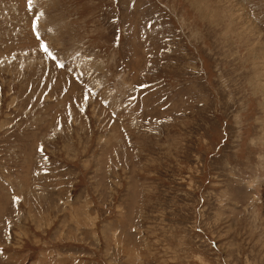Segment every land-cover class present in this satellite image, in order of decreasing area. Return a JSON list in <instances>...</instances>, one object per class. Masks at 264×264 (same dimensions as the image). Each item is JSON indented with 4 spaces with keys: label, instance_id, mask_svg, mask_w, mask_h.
Instances as JSON below:
<instances>
[{
    "label": "rangeland",
    "instance_id": "obj_1",
    "mask_svg": "<svg viewBox=\"0 0 264 264\" xmlns=\"http://www.w3.org/2000/svg\"><path fill=\"white\" fill-rule=\"evenodd\" d=\"M28 4L0 0V264H264V0Z\"/></svg>",
    "mask_w": 264,
    "mask_h": 264
},
{
    "label": "snow or ice",
    "instance_id": "obj_2",
    "mask_svg": "<svg viewBox=\"0 0 264 264\" xmlns=\"http://www.w3.org/2000/svg\"><path fill=\"white\" fill-rule=\"evenodd\" d=\"M32 3V0H29V4H31ZM45 51H47V48H45Z\"/></svg>",
    "mask_w": 264,
    "mask_h": 264
}]
</instances>
